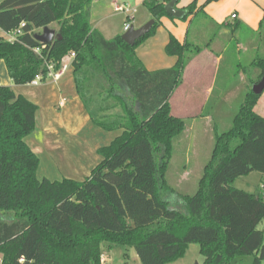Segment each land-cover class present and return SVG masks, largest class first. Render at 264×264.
<instances>
[{"label":"trees","instance_id":"16d2710c","mask_svg":"<svg viewBox=\"0 0 264 264\" xmlns=\"http://www.w3.org/2000/svg\"><path fill=\"white\" fill-rule=\"evenodd\" d=\"M172 1L144 3L155 24L135 47L121 36L106 40L93 29L94 0L0 4V60L14 83L29 85L37 76L44 83L49 66L57 71L75 54L78 95L88 111H99L94 124L123 131L98 150L102 161L85 181L40 180V159L26 142L36 130L39 107L11 87H0V210L10 213L0 219L1 264H103V243L135 248L141 264H167L191 244L200 245L204 264H236L248 257H254L251 264H263L264 198L233 187L253 172L264 175V117L255 111L261 95L249 93L232 129L216 134L194 196L176 200L168 182L174 146L186 131L170 99L189 46L171 35L166 53L178 63L156 72L143 66L136 49L170 16L166 6ZM23 23L15 42L3 37ZM54 24L61 38L48 45L35 39L37 31ZM89 209L102 216L87 215Z\"/></svg>","mask_w":264,"mask_h":264},{"label":"crops","instance_id":"0c3cea01","mask_svg":"<svg viewBox=\"0 0 264 264\" xmlns=\"http://www.w3.org/2000/svg\"><path fill=\"white\" fill-rule=\"evenodd\" d=\"M4 1L0 0V4ZM128 1L104 0V7H108L107 5L127 7L131 11L127 18L132 21L130 25L134 28L135 16L140 13V8L144 7L146 11L141 13L140 26L135 29H140L148 21L154 19L144 5L147 0H130L134 2V9L129 8ZM196 1L195 11L187 17L188 8ZM208 1L181 0L175 5L174 10L182 14L162 18L161 26L155 35L136 49V55L143 66L149 72H156L171 69L178 63L179 59L177 57H171L166 53V47L169 44L171 35L181 44L189 46L185 56L186 68L183 71L181 83L170 99L172 114L186 122L185 134L175 144L174 150L179 144H184L190 148L193 143H199V136H194L198 121L204 118L211 120V112L218 105L236 102L238 97H242L239 91V86L241 87L242 83L238 82L236 74H239L240 77V73L244 71L245 75L242 77L243 85L248 88L255 86L262 80L264 68V0ZM100 9L102 8L98 7L96 9L98 12L96 14L100 15ZM232 15H237V18L233 19ZM102 17L99 16L97 18L98 22H96L97 24L94 27L92 25L93 13L91 8V25L93 29L98 30L106 40H111L103 32L107 28L105 26L107 18ZM50 28L55 30L53 25ZM119 36L117 34L113 36V39ZM247 72L250 74L246 75ZM64 76L65 74L57 81L56 85L63 80ZM74 85L75 92L72 95L68 94L70 98L66 97L63 94L64 92L58 87L61 109L67 108L70 100L78 103L76 99L78 98V92L76 84ZM1 86L11 87L15 93L20 86H26L14 83L3 60H0ZM25 95H27L26 98L28 100L32 99L31 101L38 104L36 101L40 97L37 98L36 94L25 93ZM38 107L37 126L38 116L41 114V107ZM255 111L264 117V92L256 105ZM97 113L98 115H94V117L99 116L98 109ZM53 117L56 118L55 114ZM53 126L54 124L51 126L50 123H43L42 125L47 132H55L56 127ZM31 137L32 135L27 139ZM208 137L216 140L215 135L213 137L208 134ZM31 149L36 155L42 153V149L38 145L37 148ZM250 176L251 174L237 180H244L245 184L250 185L252 181L259 178L258 176L251 179ZM261 178H264L263 174H261ZM259 195L264 198L263 194ZM248 258L249 261L246 264H251L254 257Z\"/></svg>","mask_w":264,"mask_h":264},{"label":"rangeland","instance_id":"374dc122","mask_svg":"<svg viewBox=\"0 0 264 264\" xmlns=\"http://www.w3.org/2000/svg\"><path fill=\"white\" fill-rule=\"evenodd\" d=\"M128 4L130 9H134V2L129 0ZM107 6L104 7V0H94L92 4V25L95 27L96 22H98L97 18L103 16L102 18H107L105 21L107 28L103 31L105 36L113 39V36L118 34L122 37L126 33L125 25L132 23L127 18L129 14L118 13L115 7ZM98 7L102 8L99 10L100 15L96 14L98 13L96 10ZM145 11V8L141 7L140 13L135 16V28H139L141 13H145ZM53 28L56 31L59 30V26L56 24L53 25ZM3 37L7 39L6 36L3 35ZM240 74V77L239 74H236V77L238 82L242 83V86H239L242 97H238L236 102L218 105L211 112V120L204 118L198 121L194 136H199V143H193L190 148L184 144H179L175 148L167 179L174 190L173 196L176 200L181 194L194 196L198 192L199 183L205 174V168L215 147L216 140L208 137V134L214 137L216 134H223L231 130L234 119L245 102L247 95L253 92L254 86L248 88L243 85L242 77L245 75L244 71ZM248 74L250 73L247 72L246 75ZM56 83L52 78H48L47 82L40 83L39 86H20L16 91L17 95L22 94L25 98L27 96L25 93H34L37 98L40 97L36 101L38 104L31 101L32 99L29 100L41 107V114L38 116L36 132L26 142L33 149L37 148V145L42 149V153L37 155L40 159L38 170V178L40 180L63 181L70 179L83 182L90 177L93 169L102 161L98 150L111 145L116 138L122 135L123 131L107 132L98 128L93 122L94 115H98L97 109L93 108L88 111L79 95L76 98L78 103L70 100L67 108L61 109L58 87L69 98L68 94L72 95L75 92L72 68L65 72V76L60 83L57 85ZM54 114L56 118L53 117ZM42 122L44 124L50 123L51 126L54 124L53 127H56V131L47 132L42 127ZM204 133L206 134L205 136ZM258 176L259 178L252 181L250 185L245 184L244 180H236L233 183V187L251 194L264 195V178H261V174L253 172L250 177L252 179V177ZM99 204L102 209L106 207L103 199L99 200ZM89 210L87 215L93 217L102 216L95 209ZM9 214L0 210V219L7 217ZM259 229L264 232V221L260 224ZM102 254V260L106 261L104 264H141L133 247L103 243ZM2 257L0 255V260ZM248 259H239L236 264H246L249 261ZM204 260L200 245L191 244L182 256L167 264H204Z\"/></svg>","mask_w":264,"mask_h":264},{"label":"water","instance_id":"95a60500","mask_svg":"<svg viewBox=\"0 0 264 264\" xmlns=\"http://www.w3.org/2000/svg\"><path fill=\"white\" fill-rule=\"evenodd\" d=\"M178 3L177 0L172 1L166 6V11L169 15L179 16L182 13L175 11L174 7ZM155 24V19L148 22L146 25L140 29H135L131 27L123 36V41L130 47H135L138 42H140L145 36H147L153 29ZM57 38H61V35L50 27H45L41 33L35 35V39L43 45H48L54 42ZM264 92V77L262 80L253 87V93L255 95H262Z\"/></svg>","mask_w":264,"mask_h":264},{"label":"built area","instance_id":"2783aa9c","mask_svg":"<svg viewBox=\"0 0 264 264\" xmlns=\"http://www.w3.org/2000/svg\"><path fill=\"white\" fill-rule=\"evenodd\" d=\"M115 10L118 13H125V14L131 13V11L125 6L116 5ZM134 13H136V11H134ZM232 18L236 19L237 15H232ZM24 27H25V24L23 23L15 31L11 33H4L3 35L7 37L8 41L15 42L17 38L23 34ZM130 29H131V25L127 23L125 25V31L127 32ZM74 58H75V54H71L68 57L64 58L61 64V68L57 71L54 69L53 66H49L48 78H52L56 82L59 81L62 78V76L65 74V72H67L72 67V61L74 60ZM42 79H43L42 76H37V78L31 83V85H34V86L39 85L40 83H42ZM102 262L104 263V260H102Z\"/></svg>","mask_w":264,"mask_h":264}]
</instances>
